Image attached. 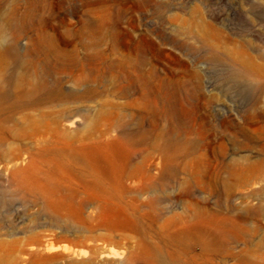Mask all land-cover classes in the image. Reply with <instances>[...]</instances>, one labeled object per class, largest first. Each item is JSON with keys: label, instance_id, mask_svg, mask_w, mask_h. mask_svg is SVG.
<instances>
[{"label": "rangeland", "instance_id": "374dc122", "mask_svg": "<svg viewBox=\"0 0 264 264\" xmlns=\"http://www.w3.org/2000/svg\"><path fill=\"white\" fill-rule=\"evenodd\" d=\"M60 1L48 0L45 15L54 16L64 36L65 27L77 28L92 0H67L63 7ZM102 1V9H112L122 34H130L121 36L125 44L143 48L161 69L181 61L188 69L178 64V75L198 74L188 93L195 129L181 134L201 142L194 154L199 161L185 169L189 157H182L174 172L164 175L162 153L151 150L147 172L157 184L142 188L144 178L127 174L147 149L138 150L132 163L121 168L120 148H113L115 157L93 148L90 164L97 175H92L88 162L43 153L44 144L24 118L35 109L15 113L0 137V264H264V0ZM26 5L27 0H0L1 49L16 40L9 24L13 9L21 13ZM34 36L30 31L17 38L21 52ZM111 47L107 37L101 48L110 52ZM243 61H255L254 72L234 75ZM71 82L66 81L68 88L75 87ZM19 83L16 77L13 92ZM104 83V97L66 103L87 109L84 119L63 124L77 144L90 143L112 128L100 114L109 109L103 100H126L113 95L110 80ZM120 110L116 133L124 126L136 129L133 113L138 109ZM260 160L245 181L230 174L231 164ZM216 173L219 179L210 180ZM189 189L196 207L247 222L248 228L217 250H179L166 222L178 213L195 216V209L187 207Z\"/></svg>", "mask_w": 264, "mask_h": 264}, {"label": "bare ground", "instance_id": "6f19581e", "mask_svg": "<svg viewBox=\"0 0 264 264\" xmlns=\"http://www.w3.org/2000/svg\"><path fill=\"white\" fill-rule=\"evenodd\" d=\"M66 1L61 0L57 5L63 7ZM102 3V0L88 1L87 9L81 12L77 28L65 27L66 36L59 32L62 25L53 22L54 16L51 19L46 17L48 0H27L25 10L21 13L13 9L9 24L15 31L16 40L13 45L0 48V77L4 79V84H0V137L15 113L35 109L36 113L27 112L24 118L30 119L38 134L37 140L44 144L43 153L62 159L73 156L88 162L86 170L92 175H97V168L90 164L89 156L93 148L112 157L117 153L113 148H120L121 168L132 163L133 155L138 150L147 149L143 159L134 163L127 174L128 177L144 178L140 186L146 188L157 184L156 179L147 172L151 150L162 153L164 175L173 173L182 157H189L185 169L199 161V157L194 154L201 148V142L182 137L181 134L183 131L190 134L195 129H192L195 123H192L194 116L188 108V93L191 79L198 77V74L190 72L178 75V64L188 69L186 62L181 61H174L168 68L161 69L157 63L149 61L143 48L137 44H125L121 38H128L130 34H122L119 21L111 13L112 9H102ZM30 31L35 32V36L29 48L21 52L17 38ZM69 35L73 38H69ZM107 37L112 41L110 52L101 48V43ZM81 47L87 50L86 53L81 51ZM114 51H122L119 58L112 56ZM7 58L12 61H7ZM255 66V61H243L241 69L233 74H251ZM16 77L21 83L13 92L11 87ZM106 79L112 82L113 95L126 100H103L109 109L100 114L107 117L112 128L90 143L80 141L77 144L63 124L71 125L78 119H84L85 109H76L74 105L67 106L66 103L104 97ZM67 80L72 81L75 87L68 88ZM57 102H62L59 108H54L57 105L52 107L54 109L45 108ZM121 106L138 109V112L133 113L138 119L136 129L124 126L116 133L115 122L122 117ZM261 162L231 164L228 168L232 176L245 181L251 176L252 168ZM196 170L200 173V166ZM211 178L218 180L219 174ZM185 195L189 198L187 207L195 209V216L178 213L173 220L166 222V226L174 232L170 235L171 241L177 242L179 250L189 251L196 247L205 251L217 250L227 238L237 237L238 230L248 228L247 222L245 224L221 213L196 207L190 189Z\"/></svg>", "mask_w": 264, "mask_h": 264}]
</instances>
